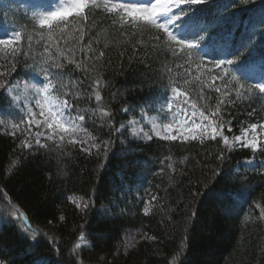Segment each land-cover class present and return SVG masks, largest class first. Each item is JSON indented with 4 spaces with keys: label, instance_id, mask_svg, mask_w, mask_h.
I'll list each match as a JSON object with an SVG mask.
<instances>
[{
    "label": "trees",
    "instance_id": "1",
    "mask_svg": "<svg viewBox=\"0 0 264 264\" xmlns=\"http://www.w3.org/2000/svg\"><path fill=\"white\" fill-rule=\"evenodd\" d=\"M225 4L232 6L225 9ZM197 7L203 8L209 19H214L216 31L219 37H223H218L215 44L217 58H225L222 52L225 42L239 46L251 37L257 57L253 70L258 68V73L260 53L264 52V24L260 23L264 14V0H251L248 4H240L239 0H211L209 5ZM4 13L0 10V21ZM95 20L92 27L85 28L83 40L77 42L75 37H66L69 43L65 46L62 39L60 46L73 49V58L77 62L84 60L89 65L96 64V71L109 82V87L102 90V96L110 103L114 123L118 125L168 89L165 86L169 73L164 67L163 56L157 57L151 52L146 55L143 48L133 47L141 39L147 42V35L141 37L139 34L132 36L129 32L120 33L103 13L97 12ZM7 21L15 29L27 26V30L31 31L28 17L7 16ZM90 41L94 51L82 52L81 48ZM37 50L42 49L37 46ZM101 51L104 56L96 61L95 57ZM89 57L92 59L89 60ZM212 58L211 55L206 57ZM3 63L0 60V64ZM166 63L172 69L173 76L180 74L182 85L184 79L189 81L181 91H188L190 102L203 104L205 101L199 98L203 89L205 96L213 97L210 103L215 104L218 94L210 92L206 83L201 85L196 80L197 75L201 79L203 75L196 72L195 65L185 72L183 68H176L175 65L181 63L179 60L168 58ZM28 70L21 57L10 78L15 80ZM66 71H71L73 79L83 81L84 86H88V76L83 72L73 70L72 65ZM112 94H115L114 99ZM6 101L5 96L0 94V106ZM123 107H128L129 111L123 112ZM262 107L264 100L257 96L251 101L237 102L234 108L227 109L231 115H226V119L232 120V132H228L229 126L226 125L225 134H239L241 127L259 121L264 117ZM253 108L256 114L248 117V112ZM88 127L90 131L93 130L91 125ZM107 131V128L103 129L104 138H107ZM93 134H96L95 131ZM121 139L119 134L113 133V150L118 152L122 147H131L133 152L128 153L129 160H137L138 165L128 164V172H135L136 175L130 176L131 182H126L122 190L114 191L112 198L118 207L106 218L101 219L94 210L88 216H82L68 199L70 196H84L87 199L98 181L96 160L86 157L78 149L73 152L72 158H66L54 150L25 151L21 155L19 139L0 132V189L7 192L29 217L32 227L43 228L50 235L62 237V244L72 240V233L78 225H85L93 234H102L103 239L95 240L94 246L86 252L90 264H171L172 257L180 251L181 240L185 238L187 246L177 264H264V219L260 218V209L256 207L257 204L264 207V172L244 168V161L252 156L249 150L228 154L222 170L228 172L229 182L221 181L215 185L213 194L193 199L190 191H205L203 185L197 183L198 180L213 182L210 170L217 167L219 162L209 153H216L222 145L217 142L181 144L179 141L165 142L159 139L146 143L131 140L122 143ZM169 149L176 161L173 165L175 172L166 167L167 162L165 165L159 163L169 154ZM17 158L20 163L9 171L11 162ZM181 160L183 163H180ZM255 161H264V155L257 153ZM125 163L128 162L123 158L110 159L106 169L99 173V183L119 184ZM162 167L164 171L161 173ZM242 179L247 180V184H240ZM237 193H242V196ZM152 195L157 200L145 215L141 198L147 201ZM4 210L8 211L6 202H0V214ZM193 212L196 215L189 220ZM60 215L66 217L64 222L53 221L51 225H46V221L53 220V217L58 220ZM129 232L136 233L138 242L125 251L123 239ZM145 234L155 236L156 240L141 239ZM0 240L14 248L12 255L8 256L12 264H33L34 255L25 252L23 246L16 242L14 228L0 231ZM36 255L46 257L52 253L42 248ZM64 258L67 259V255Z\"/></svg>",
    "mask_w": 264,
    "mask_h": 264
},
{
    "label": "snow or ice",
    "instance_id": "2",
    "mask_svg": "<svg viewBox=\"0 0 264 264\" xmlns=\"http://www.w3.org/2000/svg\"><path fill=\"white\" fill-rule=\"evenodd\" d=\"M250 2L239 0L240 4ZM210 3L211 0H59L54 8L41 5L32 11L28 17L31 31L25 26L14 29L11 35L5 33L6 38H0V60L4 61L0 64V69H3L0 71V94L6 95L9 105L20 113L19 119L10 123V134L19 139L18 150L21 155L25 151L33 153L54 150L66 158H72L73 152L78 149L97 162L95 171L98 181L92 194L87 199L84 196L68 197L82 216L86 217L94 210L101 219L108 217L118 207L112 198L114 191L122 190L126 182H131L130 176L136 175L127 170L129 163L138 165L137 160H129L128 153H132L133 149L122 147L118 152L114 151V132L120 135L127 133L126 141L146 143L159 139L165 142L179 141L181 144L198 142L204 145L206 142H217L222 145L216 153H209L219 162L217 167L210 170L213 182L198 180L197 183L202 184L205 191H190L189 195L193 199L213 194L215 185L221 181L229 182L228 172L222 170L228 154L242 149L249 150L252 156L244 161L247 165H254L257 153L264 155V117L247 127H241L240 133L231 137L224 131L227 125L228 132H232V120L226 119V115H231L227 109L234 108L237 102L251 101L257 96L264 100V52L260 53L258 73L253 70L257 57L254 55L255 45L251 44V37L239 46L225 42L226 46L222 49L225 58H217L215 44L219 34L214 19H209L205 10L197 7ZM231 6L225 4L224 8ZM97 12L110 19L111 25L118 28L120 33L129 32L132 36L139 34L141 37L147 35V42L141 39L133 47L143 48L146 55L151 52L157 57H164V67L169 73L165 87L170 89L171 96L160 106L157 116L147 119L142 117V120L130 119L118 125L114 123L110 103L102 96V90L109 87V82L96 71L95 63L89 65L84 60L77 62L73 58V49L60 46L62 39L65 46L69 43L66 37H75L77 42L83 40L85 28L95 24ZM260 23L264 24V14ZM37 46L42 50L38 51ZM81 51L93 52L92 42L81 48ZM209 55L213 58L206 59ZM103 56L104 52L101 51L95 60L99 61ZM21 57L24 66L42 77V80H26L21 88L19 81L10 78ZM168 58L181 61L175 66L185 69V72L195 65L196 72L203 75V79L197 75L196 80L201 85L206 83L210 92L218 94L215 104L210 103L213 97L205 96L203 89L199 98L205 102L199 105L196 102L189 103L188 91H181L189 81L184 79L182 85L180 74H171L172 69L166 63ZM69 65L73 66V70H80L88 76L87 87L83 81L73 79L71 71H66ZM112 98H115V94H112ZM261 110L264 111V107ZM122 111L128 112L129 108L123 107ZM255 114L256 109L253 108L248 112V117ZM88 125L92 126V131ZM0 126L7 128L9 122L0 119ZM104 128L108 130L107 138H104ZM112 158H123L128 162L121 169L120 183L100 184L99 173L106 169ZM165 162L168 169L176 171L171 149L159 161L161 165H165ZM19 163V158L13 160L8 170L11 171ZM261 166L264 167V161H261ZM163 171L162 167L161 173ZM239 183L247 184V180L242 179ZM237 195L242 196V193ZM156 200L155 195L147 201L141 198L145 215ZM0 202H6L8 209L6 215H0V231L14 228L16 242L23 246L25 252L34 255L33 264H90L86 252L94 246L95 240L103 239L102 234H93L85 225H78L72 233V240L62 244V237L57 238L43 228L32 227L29 217L3 189H0ZM256 207L260 209V218L264 219V207L260 204ZM195 215L193 212L188 219L191 220ZM65 220L66 217L60 215L58 220L53 217V220L46 221V225ZM141 239L155 241L156 237L145 234ZM132 246L133 241H128L125 251ZM186 246L185 238L181 240L180 251L172 257L171 264H177ZM42 248L52 255H36ZM13 251L11 245L0 240V264H12L8 256Z\"/></svg>",
    "mask_w": 264,
    "mask_h": 264
},
{
    "label": "rangeland",
    "instance_id": "3",
    "mask_svg": "<svg viewBox=\"0 0 264 264\" xmlns=\"http://www.w3.org/2000/svg\"><path fill=\"white\" fill-rule=\"evenodd\" d=\"M58 3H59V0H0V8L5 9V11L8 14H15L17 12V13H24L25 15L30 17L32 11L35 10V8L37 6L43 5L44 7L54 8L55 6L58 5ZM3 27H5V28H3ZM3 27H1L3 29L0 30V38H6L5 33H7L8 35H11L7 25L3 26ZM256 70H257V68L255 69V72H256ZM0 71H2V70L0 69ZM42 79H43L42 77L36 75L31 70H28L27 73H25L23 76L15 79L14 81H19L21 88H22L23 83L26 80L32 81V80H42ZM4 96H5V99L7 101L5 104L0 106V119H3L5 121L9 122V126L7 128L5 126H0V132L10 134V123L13 120H18L20 113L18 112L17 109H15L14 107H11L9 105V100H8L7 96L6 95H4ZM170 96H171V91H170V89H167L162 94L161 97H159L158 99L154 100L153 102L145 105L140 110L135 111L134 113H131L128 120H130V119L142 120V117L144 119H147L149 117L157 116L158 110L160 109V106L162 104H164L165 101ZM188 101H189V99H188ZM189 103H190V101H189ZM21 127H23V126H21ZM33 131H35V129H33ZM19 135L20 134L18 132L17 136H19ZM126 135H127V133H125V135L119 134V136L122 138L121 139L122 142L126 141L125 140ZM20 138L22 139L23 137H20ZM42 142H44V141L42 140ZM49 144H51V142H49ZM260 166H261V163L257 162V161H254V165H247L244 163V168L247 170H250V169L251 170L252 169L257 170V168ZM262 171H264V167H262ZM6 213H7V211L4 210V211H2V213L0 215H6ZM128 241H133V246H135V244L138 242V236L136 235V233L129 232L125 235V237L123 239V248H125ZM132 247H130V248H132Z\"/></svg>",
    "mask_w": 264,
    "mask_h": 264
}]
</instances>
